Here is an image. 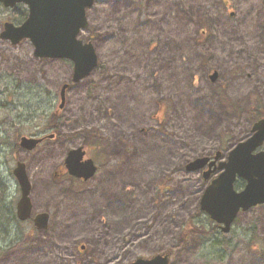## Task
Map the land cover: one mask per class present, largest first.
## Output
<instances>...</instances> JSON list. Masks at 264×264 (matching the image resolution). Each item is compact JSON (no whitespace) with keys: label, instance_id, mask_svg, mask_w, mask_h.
I'll use <instances>...</instances> for the list:
<instances>
[{"label":"rangeland","instance_id":"1","mask_svg":"<svg viewBox=\"0 0 264 264\" xmlns=\"http://www.w3.org/2000/svg\"><path fill=\"white\" fill-rule=\"evenodd\" d=\"M23 11L0 5V34ZM87 17L80 38L97 65L78 82L70 61L35 58L29 41L0 38V247L17 245L6 264L57 240L53 264H128L166 250L170 264H264V206L249 212L257 233L235 224L223 234L199 208L202 170L185 169L196 158L225 161L249 134L253 100L264 96V0H96ZM64 84L58 138L28 153L18 138L52 133ZM80 145L106 150L96 156L99 172L52 182ZM32 157L33 214H52L51 244L29 246L23 235L40 232L7 214L9 199L19 198L12 169Z\"/></svg>","mask_w":264,"mask_h":264},{"label":"water","instance_id":"2","mask_svg":"<svg viewBox=\"0 0 264 264\" xmlns=\"http://www.w3.org/2000/svg\"><path fill=\"white\" fill-rule=\"evenodd\" d=\"M94 0H0L3 7H13L17 3L28 6L29 15L19 26L4 23L0 38L12 45L28 39L35 58L69 60L73 66L72 81L78 82L92 72L97 65V56L90 42L78 39L81 31L87 27L86 9ZM211 79L215 78L213 74ZM64 84L60 90L59 108L64 103ZM52 137V135H49ZM40 138L21 137L19 145L25 150L33 149L41 142ZM264 140V119L255 126V133L245 141L238 143L228 154L226 161L218 168L223 171L205 189L200 200V209L217 223H223V231L229 226L239 209L247 210L264 203V151L253 153ZM81 147L70 150L65 157L67 172L74 177L89 179L95 173L91 159L82 160ZM219 155L209 162V158H196L186 164L187 171H196L206 165L211 169ZM13 175L20 188L21 196L17 203V217L25 220L29 217L31 203L30 183L22 162H17ZM238 176L246 182L244 188L236 192L234 180ZM47 218L38 214L34 223L37 228H45ZM170 255L157 253L150 256H138L129 264H169Z\"/></svg>","mask_w":264,"mask_h":264},{"label":"flooded vegetation","instance_id":"3","mask_svg":"<svg viewBox=\"0 0 264 264\" xmlns=\"http://www.w3.org/2000/svg\"><path fill=\"white\" fill-rule=\"evenodd\" d=\"M96 2V0L93 1V4L88 7L86 9V20H87V28L86 30L88 29V17H87V11L89 9H91L94 5V3ZM20 5L24 6V11L22 14H20L18 20L19 22L14 24L13 22V25L15 26H18V25H21L28 17L29 15V9H28V6L23 4V3H17L16 5H14L13 7L11 8H8V9H11V10H16ZM81 35V34H80ZM80 35H79V38H80ZM29 41V40H27ZM30 43V42H29ZM11 44V43H10ZM44 59V58H42ZM217 73V72H216ZM72 76V75H71ZM249 77V75H248ZM65 100V99H64ZM259 100L258 99H254L253 100V104H254V107L252 109H254V112H252V119L250 120V123H249V134L247 137H245L243 140L241 141H244L245 139H247L248 137H250L252 134L255 133V126L258 124L259 121L263 120L264 119V96L263 98H261V106L259 107L260 103L258 102ZM259 103V104H258ZM64 104H65V101L62 105L61 108H58L56 109V113H58L57 115V118H56V124H57V131H55V129L53 127H48L47 129L50 130L52 133H50L49 135H52V137H48L47 135H43V136H40V137H37V136H31V137H34V138H40L42 139L40 143H38L33 149L31 150H26L28 153L30 152L31 154L45 141V140H49V139H52V138H58V136H56V133L58 132V126H59V113L61 112V110L64 108ZM158 106L160 105V101H158ZM232 107H233V104L231 103ZM157 113H156V119L159 121L160 119V110L157 109ZM92 138V139H91ZM90 138V141L91 142H100V144H98L99 146H103V142L105 141L104 138L103 140H101L100 138L97 140L96 137H91ZM93 145V144H92ZM91 146V145H90ZM78 147H81L82 150L84 151V156H83V159L82 160H87V159H91L96 170H95V173L93 174L92 177H90L89 179L93 178L98 172L99 170L101 169L100 165L97 163L96 161V156H98L99 154H103L104 157H106V150H103V149H89L88 148V145H87V148L85 145H80V146H74L73 148L71 149H76ZM70 149V150H71ZM37 151V150H36ZM260 151H264V140L262 142V144L255 149L254 152H260ZM69 152V150L67 151V153ZM92 152H95L96 155H94ZM66 153V155H67ZM228 154V152H227ZM65 155V156H66ZM36 156V155H35ZM227 156V155H226ZM64 159L65 157L63 158L62 160V168L61 170H58V171H55L54 172V179L52 180V182H59V180H62L64 177L68 180H73V181H76V182H86L87 180L89 179H83V178H77V177H73L71 175L68 174L66 168H65V165H64ZM19 162H23L24 163V166H25V171L27 173V169H30V166L32 167H36L37 165V159H34V157H32L30 163H26L24 162L23 160L19 159L18 160ZM17 163V161H16ZM15 163V164H16ZM202 177L204 178V180H207V183H206V186L204 187V189L202 190V194L204 193L205 189L211 184V182L221 173L219 168H218V163L215 164V166H212L211 169H209L208 166L204 167L202 169ZM12 175H13V172H12ZM28 176V174H27ZM29 178V176H28ZM17 183V182H16ZM30 183V182H29ZM1 184V183H0ZM246 185V182L241 179V178H237L234 183H233V188L236 192H239L241 191L244 186ZM17 190H18V193H19V196H20V189L17 185ZM6 186L3 187V190L1 192V198H0V201H3V203L5 204V199H6ZM5 194V196H4ZM201 194V196H202ZM11 197V196H10ZM9 198V196H8ZM29 198H30V203H31V211H30V215L27 219L25 220H21L19 221L17 219V203H18V200L19 198L16 200V196L14 197H11L9 199L10 203L9 205L6 207L7 209V214H11L12 215V219H16L17 221L19 222H31L33 224V227L35 230H37V232H40V235L37 236V237H40V238H37L35 235H31V234H25L23 235V239L24 241H28V244L29 246H31V244L33 242H38V241H41V242H46V243H53V228L51 229L52 227V214L48 212V210H42V211H39L35 214H33V202H32V186H31V183H30V193H29ZM263 205H257V206H253V207H250L249 209L247 210H242L240 209L238 211V213L236 214L235 218L233 219V221L231 222L230 226H229V229L227 232H224L223 231V227H224V224L223 223H217L213 220H211L212 223H214V228L216 230H218L219 232L223 233V234H230L232 233V231H234V226L235 224L238 225V227H245V225H249L252 230L250 229V231L252 232V234L254 235L255 233H257V223L255 221V212H253V217H248L249 216V212L251 210H255L256 208H259V207H263ZM38 214H44L47 218V221H46V225H45V228H37L35 223H34V220H35V217L38 215ZM245 218H248V219H245ZM245 220H251V222H247L246 224H243V221ZM50 221H51V224H50ZM49 224H50V228H49ZM55 226V225H54ZM53 226V227H54ZM56 227V226H55ZM9 231L8 228H5V233L7 234ZM252 239H255V236H252L251 237ZM0 239H2V235H0ZM60 242L61 241H55V249H56V253H55V249L54 248H40V250H34V252L32 253V250L29 252V254H27V258L25 260H23L22 262L18 263V264H32V262L36 261V260H41V259H45L48 261V264H53L54 260H57L58 258V246L60 245ZM252 242V241H251ZM17 245H13L12 248L16 247ZM11 247H7V249H10ZM85 246L81 245V249H84ZM4 247H0V264H6L7 261L10 259L9 257L14 253V251H16L15 249L13 250H7V249H4ZM37 249V248H36ZM159 253H166V254H169L171 257H172V253L170 252V250H166V251H163V252H159ZM8 264H15V262H10Z\"/></svg>","mask_w":264,"mask_h":264},{"label":"trees","instance_id":"4","mask_svg":"<svg viewBox=\"0 0 264 264\" xmlns=\"http://www.w3.org/2000/svg\"><path fill=\"white\" fill-rule=\"evenodd\" d=\"M56 118H57V113L54 111L53 113L50 114L49 124H47V127H53L55 129V131H57ZM89 137L91 138L92 136L89 135ZM190 232H198V230L196 228H194Z\"/></svg>","mask_w":264,"mask_h":264}]
</instances>
